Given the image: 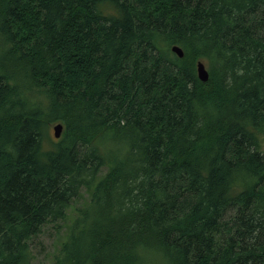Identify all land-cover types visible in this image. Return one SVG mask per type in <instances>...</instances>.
I'll return each instance as SVG.
<instances>
[{"label": "trees", "instance_id": "1", "mask_svg": "<svg viewBox=\"0 0 264 264\" xmlns=\"http://www.w3.org/2000/svg\"><path fill=\"white\" fill-rule=\"evenodd\" d=\"M263 137L264 0H0V264H264Z\"/></svg>", "mask_w": 264, "mask_h": 264}, {"label": "rangeland", "instance_id": "2", "mask_svg": "<svg viewBox=\"0 0 264 264\" xmlns=\"http://www.w3.org/2000/svg\"><path fill=\"white\" fill-rule=\"evenodd\" d=\"M59 122H53L49 125V135L52 139L58 138L54 136L53 127ZM63 132V126L60 134ZM59 134V136H60ZM262 149L264 150V137L262 138ZM88 193L81 191L70 205L67 216L64 220L56 222H48L44 224L40 232L31 238L29 241L30 259L26 264H54L56 256L59 252L61 244L67 238L68 226L78 216L80 210L86 207L88 201ZM144 261L146 264H172L169 260L159 252H151L144 254Z\"/></svg>", "mask_w": 264, "mask_h": 264}, {"label": "water", "instance_id": "3", "mask_svg": "<svg viewBox=\"0 0 264 264\" xmlns=\"http://www.w3.org/2000/svg\"><path fill=\"white\" fill-rule=\"evenodd\" d=\"M170 50L173 53H175L178 57L182 56V50L177 45H171ZM195 70H196V76L200 81H205L207 79V71L202 61L200 60L196 61ZM53 129H54V136L59 137L60 131L62 129V125L60 123H57L53 127Z\"/></svg>", "mask_w": 264, "mask_h": 264}]
</instances>
